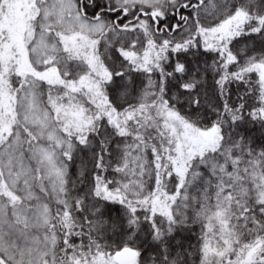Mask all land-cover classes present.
Segmentation results:
<instances>
[{
    "label": "snow or ice",
    "instance_id": "6c2138e0",
    "mask_svg": "<svg viewBox=\"0 0 264 264\" xmlns=\"http://www.w3.org/2000/svg\"><path fill=\"white\" fill-rule=\"evenodd\" d=\"M0 264H264V0H0Z\"/></svg>",
    "mask_w": 264,
    "mask_h": 264
}]
</instances>
